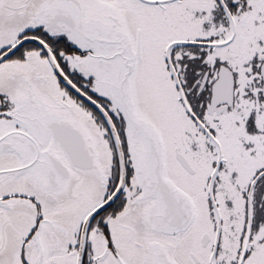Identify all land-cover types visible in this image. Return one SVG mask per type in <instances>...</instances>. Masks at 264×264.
Returning <instances> with one entry per match:
<instances>
[{
    "label": "snow or ice",
    "instance_id": "6c2138e0",
    "mask_svg": "<svg viewBox=\"0 0 264 264\" xmlns=\"http://www.w3.org/2000/svg\"><path fill=\"white\" fill-rule=\"evenodd\" d=\"M0 264H264V0H0Z\"/></svg>",
    "mask_w": 264,
    "mask_h": 264
}]
</instances>
